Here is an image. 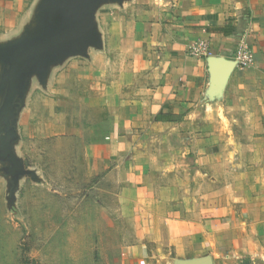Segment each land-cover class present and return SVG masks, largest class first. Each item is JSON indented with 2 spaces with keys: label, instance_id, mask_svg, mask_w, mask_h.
I'll list each match as a JSON object with an SVG mask.
<instances>
[{
  "label": "crops",
  "instance_id": "obj_1",
  "mask_svg": "<svg viewBox=\"0 0 264 264\" xmlns=\"http://www.w3.org/2000/svg\"><path fill=\"white\" fill-rule=\"evenodd\" d=\"M41 1L0 0V45L40 34ZM95 16L100 47L52 65L45 78L31 75L9 110L0 90L7 199L13 183L17 194L28 177H38L23 152L30 157L33 142L92 134L80 150L88 173H113L120 213L134 222L128 263L264 264V122L253 127L243 168L229 169L209 190L200 187L192 205L144 139L188 118L242 42L254 63L236 69L231 83L247 94L250 117L264 119V0L106 2ZM200 39L208 40L209 54L192 56L189 47ZM3 70L0 61V81Z\"/></svg>",
  "mask_w": 264,
  "mask_h": 264
},
{
  "label": "rangeland",
  "instance_id": "obj_2",
  "mask_svg": "<svg viewBox=\"0 0 264 264\" xmlns=\"http://www.w3.org/2000/svg\"><path fill=\"white\" fill-rule=\"evenodd\" d=\"M238 68L230 62L218 69L213 91L180 125H160L144 137L187 204L252 156L248 144L264 119L250 117L247 94L232 85ZM43 139L32 143L30 157L22 150L38 177H28L10 200L0 183V264H130L125 251L134 242V222L120 213L121 184L110 172L90 175L80 153L92 134Z\"/></svg>",
  "mask_w": 264,
  "mask_h": 264
},
{
  "label": "water",
  "instance_id": "obj_3",
  "mask_svg": "<svg viewBox=\"0 0 264 264\" xmlns=\"http://www.w3.org/2000/svg\"><path fill=\"white\" fill-rule=\"evenodd\" d=\"M124 1L42 0L38 8L42 20L40 34L0 45V61L4 65L0 90L7 92L6 110L11 109L16 96L22 95V87L31 75L45 78L52 65L71 55L84 56L91 46L100 47L102 39L95 16L97 7L106 2ZM58 15L62 17L60 23L55 19Z\"/></svg>",
  "mask_w": 264,
  "mask_h": 264
},
{
  "label": "built area",
  "instance_id": "obj_4",
  "mask_svg": "<svg viewBox=\"0 0 264 264\" xmlns=\"http://www.w3.org/2000/svg\"><path fill=\"white\" fill-rule=\"evenodd\" d=\"M190 54L195 57H203L209 54L208 40L200 39L189 47ZM233 63L239 67H249L254 63V54L246 43H240L234 51Z\"/></svg>",
  "mask_w": 264,
  "mask_h": 264
}]
</instances>
